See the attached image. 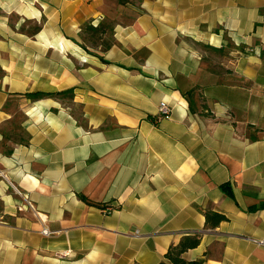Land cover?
I'll use <instances>...</instances> for the list:
<instances>
[{
    "label": "crops",
    "instance_id": "crops-1",
    "mask_svg": "<svg viewBox=\"0 0 264 264\" xmlns=\"http://www.w3.org/2000/svg\"><path fill=\"white\" fill-rule=\"evenodd\" d=\"M0 216V264H264V0H0Z\"/></svg>",
    "mask_w": 264,
    "mask_h": 264
},
{
    "label": "trees",
    "instance_id": "trees-1",
    "mask_svg": "<svg viewBox=\"0 0 264 264\" xmlns=\"http://www.w3.org/2000/svg\"><path fill=\"white\" fill-rule=\"evenodd\" d=\"M88 29L97 30L98 27H88ZM64 92L50 93V92L39 91L33 93H26V96L31 99H38L49 96H60ZM221 189L226 193H230L229 184L227 183L222 184ZM204 216H205V225L210 228L216 227L221 221L227 219L225 214L213 210L205 211ZM199 242H200V236L198 234L183 235L177 244L171 245L168 248V250L164 255V259L160 261L158 264H202V260H185L182 257V254L185 251L196 247L199 244Z\"/></svg>",
    "mask_w": 264,
    "mask_h": 264
},
{
    "label": "built area",
    "instance_id": "built-area-1",
    "mask_svg": "<svg viewBox=\"0 0 264 264\" xmlns=\"http://www.w3.org/2000/svg\"><path fill=\"white\" fill-rule=\"evenodd\" d=\"M171 106L166 102V101H161L159 103V107H158V117L159 118H168L171 114ZM17 192H19L17 189H15ZM20 193V192H19ZM26 205L31 208L32 210H34V204L32 203V201H30L29 199H26ZM37 214L40 216V218L42 219V216L40 213L37 212ZM2 219V216H0V220ZM43 220V219H42ZM41 233L43 235H48L50 232L46 227H43L41 229ZM252 241L254 243H256L257 245L264 247V237L263 238H253Z\"/></svg>",
    "mask_w": 264,
    "mask_h": 264
}]
</instances>
